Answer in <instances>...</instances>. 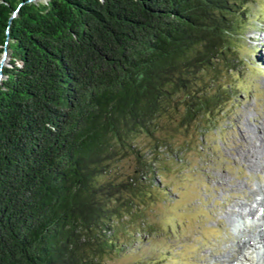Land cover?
Returning a JSON list of instances; mask_svg holds the SVG:
<instances>
[{
	"label": "trees",
	"instance_id": "obj_1",
	"mask_svg": "<svg viewBox=\"0 0 264 264\" xmlns=\"http://www.w3.org/2000/svg\"><path fill=\"white\" fill-rule=\"evenodd\" d=\"M246 2L0 0V264H107L156 171L136 140L221 106Z\"/></svg>",
	"mask_w": 264,
	"mask_h": 264
},
{
	"label": "rangeland",
	"instance_id": "obj_2",
	"mask_svg": "<svg viewBox=\"0 0 264 264\" xmlns=\"http://www.w3.org/2000/svg\"><path fill=\"white\" fill-rule=\"evenodd\" d=\"M243 11L227 51L233 68L223 64L215 84L206 78L209 93L220 88L221 106L186 127L158 132L168 148L153 156L150 139L136 140L156 171L143 179L147 190L131 213L115 224L119 247L105 263H252L247 247L241 248L247 260L239 254L238 241L259 234L254 224L262 223L256 202L264 196V0H248ZM118 166L131 170L134 159Z\"/></svg>",
	"mask_w": 264,
	"mask_h": 264
},
{
	"label": "bare ground",
	"instance_id": "obj_3",
	"mask_svg": "<svg viewBox=\"0 0 264 264\" xmlns=\"http://www.w3.org/2000/svg\"><path fill=\"white\" fill-rule=\"evenodd\" d=\"M242 144H243L242 145L243 147H246V146L249 145V143H247L246 140L242 141ZM248 153H249V151L247 149L242 152V154H243L242 156H243L244 159L247 158L248 155L246 156V154H248ZM255 157H256L255 150H253V151L250 152L249 161H250V159H254ZM256 204H257L256 206L258 208H260V211H261V215H260L261 218L260 219H257V221H259V220L262 219L261 220L262 223L257 222L256 224H254V228H257L258 229V233L259 234H252L251 236H247V237L243 235L244 236L243 237V240L240 239V241H238V244H239V242H242L241 247H239L240 248L239 254L242 256V258H244L243 260H247L248 258L246 257V255L244 253L242 254V252H241L242 246L245 247V248L247 247L246 248L247 250L252 249V251L255 252L250 257L251 262H252L251 264H261V262H264V256H262L263 254H261V248L264 247V236H263L264 235V196H263V194H261V197L258 199V201L256 202ZM256 213H253V215L255 216ZM243 231L245 232V234L252 232L251 229L250 230L249 229H247V230L244 229ZM260 233H263V235L260 234ZM240 260L241 259H238L237 261L240 262Z\"/></svg>",
	"mask_w": 264,
	"mask_h": 264
},
{
	"label": "water",
	"instance_id": "obj_4",
	"mask_svg": "<svg viewBox=\"0 0 264 264\" xmlns=\"http://www.w3.org/2000/svg\"><path fill=\"white\" fill-rule=\"evenodd\" d=\"M6 53H4L3 54V56H2V58H1V63H4L5 62V60H6ZM1 77V76H0Z\"/></svg>",
	"mask_w": 264,
	"mask_h": 264
}]
</instances>
